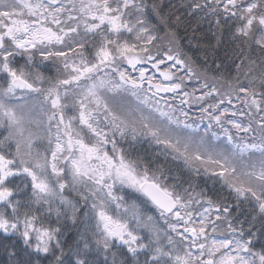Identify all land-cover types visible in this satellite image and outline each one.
Masks as SVG:
<instances>
[{
    "label": "snow or ice",
    "instance_id": "1",
    "mask_svg": "<svg viewBox=\"0 0 264 264\" xmlns=\"http://www.w3.org/2000/svg\"><path fill=\"white\" fill-rule=\"evenodd\" d=\"M0 264H264V0H0Z\"/></svg>",
    "mask_w": 264,
    "mask_h": 264
},
{
    "label": "trees",
    "instance_id": "2",
    "mask_svg": "<svg viewBox=\"0 0 264 264\" xmlns=\"http://www.w3.org/2000/svg\"><path fill=\"white\" fill-rule=\"evenodd\" d=\"M166 2H167V0H166ZM172 2H173V3H178V2H179V0H172ZM205 27H207V26H205ZM181 35H183V32H182V30H181ZM196 55H199V53H196Z\"/></svg>",
    "mask_w": 264,
    "mask_h": 264
}]
</instances>
